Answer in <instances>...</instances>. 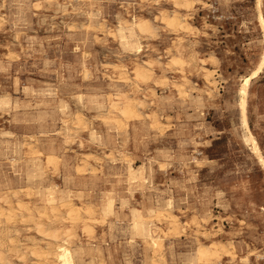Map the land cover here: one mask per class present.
<instances>
[{
    "label": "rangeland",
    "instance_id": "374dc122",
    "mask_svg": "<svg viewBox=\"0 0 264 264\" xmlns=\"http://www.w3.org/2000/svg\"><path fill=\"white\" fill-rule=\"evenodd\" d=\"M0 210V264H264V0H0Z\"/></svg>",
    "mask_w": 264,
    "mask_h": 264
},
{
    "label": "bare ground",
    "instance_id": "6f19581e",
    "mask_svg": "<svg viewBox=\"0 0 264 264\" xmlns=\"http://www.w3.org/2000/svg\"><path fill=\"white\" fill-rule=\"evenodd\" d=\"M150 1V0H149ZM50 3V2H49ZM177 8V7H176ZM125 10V9H124ZM188 12V11H187ZM92 13V12H91ZM78 14V13H77ZM91 15V14H90ZM91 18H92V15H91ZM190 18V17H189ZM191 19H193V18H191ZM91 20V19H90ZM92 21V20H91ZM95 21H96V19H95ZM94 22V21H93ZM90 23V22H89ZM92 26V25H91ZM124 28V27H123ZM127 28V27H126ZM134 28H137L138 29V31L140 32V33H142V34H146L147 33V31H148V29H149V21L148 20H146V19H143V20H139L138 22H135L134 23ZM122 29V28H121ZM192 29V28H191ZM131 31H133V28H131ZM183 31V30H182ZM118 35H119V33H118ZM188 36V35H187ZM130 38H133L132 36H130ZM125 40H126V38H124ZM134 41V40H133ZM127 44L128 45H130L129 44V42L127 41ZM142 46V45H141ZM127 50V49H126ZM171 50H173V49H171ZM178 61V60H177ZM186 64V63H185ZM150 70V69H149ZM210 72V71H209ZM136 76H137V78L138 79H145L146 78V76L145 75H143L142 73H140V72H138L137 74H136ZM165 76V75H164ZM163 76V77H164ZM123 78V77H122ZM211 81V80H210ZM119 83V82H118ZM159 84V83H158ZM158 87H159V85H158ZM115 94H117V93H115ZM119 95V94H118ZM123 95V94H122ZM122 95L121 96H119V97H122ZM124 96V95H123ZM119 97H116L115 98V101L116 102H121L122 100L119 98ZM83 101V100H82ZM138 101V100H137ZM112 102H113V100H112ZM112 109H113V112H116V113H118L119 114V117H120V119H122V120H125L126 122H128V121H130V120H132V119H137V114H136V112H134V103H132L131 101H129V100H125V101H123L122 102V107L120 108V107H118L117 106V104H114L113 105V107H112ZM147 110V109H146ZM159 117V116H158ZM116 119V118H115ZM80 120V119H79ZM110 120V119H109ZM121 120V121H122ZM133 121V120H132ZM118 122V121H117ZM129 123V122H128ZM78 124H79V122H78ZM161 127V126H160ZM33 142V141H32ZM31 142V143H32ZM37 145V144H36ZM50 156V155H49ZM48 156V157H49ZM54 156V155H53ZM54 158V157H53ZM56 158V157H55ZM57 159V158H56ZM49 160L50 161H52L53 159H51V158H49ZM89 165V164H88ZM54 167V166H53ZM58 167V166H57ZM56 168V167H55ZM58 170V169H57ZM135 171V170H134ZM137 176V175H136ZM136 178V177H135ZM42 198V197H41ZM47 198H48V196H47ZM77 198H78V196H77ZM79 199V198H78ZM41 200H43V199H41ZM46 200V199H45ZM38 201H39V198H38ZM82 201V200H81ZM42 202V201H41ZM48 202H49V204L50 203H52L53 204V202H54V198L53 197H51V198H49V200H48ZM47 202V203H48ZM68 202H69V200H68ZM70 203V202H69ZM72 203V202H71ZM70 203V204H71ZM103 203V202H102ZM105 203V202H104ZM168 203H169V201H168ZM48 204V205H49ZM172 204V203H171ZM42 205H45L44 203H42ZM51 205V204H50ZM54 205V204H53ZM106 205V204H105ZM34 206V205H33ZM70 206V205H69ZM66 207V204L64 203L63 205H62V208H65ZM76 207V206H75ZM74 207V208H75ZM114 207V206H113ZM153 207V206H152ZM5 208L7 209V211H8V215H10L11 214V212H13L12 211V206H11V204H10V202L9 201H5ZM61 208V209H62ZM90 208V207H89ZM157 208V207H156ZM165 208V207H164ZM41 209V208H40ZM72 209V208H71ZM76 209V208H75ZM102 209V208H101ZM153 209H154V207H153ZM25 210H27V209H25V207L22 205V204H20V202L17 204V211H19V212H23V211H25ZM65 210V209H64ZM157 210V209H156ZM175 210V209H174ZM28 211V210H27ZM36 212H37V210H35ZM40 211V210H39ZM102 211V210H101ZM165 211V210H164ZM69 212L71 213V215L73 216V214H74V212L75 211H72V210H70L69 209ZM105 212H107V213H109V212H111V206L109 205L107 208H106V210H105ZM144 212V211H143ZM142 212V213H143ZM152 212V211H151ZM14 213V212H13ZM90 213H91V211H89L88 212V214L90 215ZM146 213V212H145ZM148 213H150V211L148 212ZM153 213H155V212H153ZM16 214V213H15ZM76 214V213H75ZM5 215V213L3 212V211H1L0 210V218L1 217H3ZM34 215V214H33ZM141 215V214H140ZM11 216V215H10ZM32 216V215H31ZM138 216H139V214H138ZM19 217H21V216H19ZM204 216H202L201 218H203ZM9 219H10V217H8ZM15 218V217H14ZM139 218V217H138ZM205 218V217H204ZM13 219V218H12ZM140 219H142V218H140ZM146 219L148 220V216L146 217ZM161 219V218H160ZM163 221H165V222H167V223H175L176 222V217L175 216H173V215H169V216H165V217H163ZM15 220V219H14ZM143 220V219H142ZM206 220V219H205ZM36 221V220H35ZM86 221V220H85ZM88 221H90V220H88ZM225 221V220H224ZM208 222V221H207ZM226 222V221H225ZM32 223V222H31ZM100 223V222H99ZM1 224V223H0ZM102 224V223H101ZM148 224V223H147ZM150 224V223H149ZM204 224V223H203ZM83 225H84V227L87 229L88 227V224L86 223V222H83ZM207 225V224H206ZM10 226V225H9ZM172 226V225H171ZM35 227L37 228V233H39V232H41V228H40V226H39V223H36L35 224ZM179 227V226H178ZM171 228V227H170ZM169 228V229H170ZM189 228V227H188ZM133 229L137 232V233H139L144 239H146V240H149V242H151V245L153 246V247H156L157 246V240L155 239V238H153V235L151 234V231H150V228L149 227H147V225H146V223H144L143 221H139V220H137V221H135L134 222V224H133ZM156 230V229H155ZM154 230V231H155ZM173 230V229H172ZM206 230V229H205ZM157 231H159V230H157ZM171 231V230H170ZM178 231V230H177ZM183 231V230H182ZM14 233V232H13ZM87 233V232H86ZM90 233V232H89ZM154 233V232H153ZM8 234V233H7ZM9 234H11V232L9 233ZM9 234H8V237H9ZM155 234V233H154ZM58 235H59V233H55V235L54 236H50V235H48V236H50V237H47V238H45V240H49V241H54L57 237H58ZM64 235V234H63ZM68 235H70V233L68 234ZM4 236V235H3ZM6 236V235H5ZM88 236V235H87ZM159 236V235H158ZM2 239H4V238H2ZM5 239H6V237H5ZM14 240V239H13ZM1 241V240H0ZM4 241V240H3ZM218 242V241H217ZM3 243H5V242H3ZM45 243H47V242H45ZM231 243V242H230ZM2 244V243H1ZM234 244V243H233ZM4 245V244H3ZM48 245H49V243H48ZM55 245V244H54ZM53 245V246H54ZM12 246V245H11ZM224 246V245H223ZM6 247V246H5ZM52 247V246H51ZM231 249H233V248H231ZM55 250L57 251V257H56V261H57V263L58 264H75L74 263V257H73V254H72V252L68 249V248H65V247H63V246H60V245H58V244H56V248H55ZM224 250H225V248H224ZM233 250H235V248L233 249ZM219 251V248H217L216 246H209L208 248H206V249H202V250H200V254H199V256L201 257V258H204V259H207V260H209L208 258H210V257H214V256H217V252ZM38 252V251H37ZM59 253V254H58ZM236 253V252H235ZM34 255H38L37 253H33ZM223 254V253H222ZM221 254V255H222ZM239 254V253H238ZM22 255V254H21ZM256 255V254H255ZM17 257H20V256H18L17 255ZM39 257V256H38ZM37 257V258H38ZM101 257V256H100ZM25 258V257H24ZM214 259V258H213ZM22 260V259H21ZM44 261H43V264H55L54 262H52L51 260H50V258L48 257V256H46V254H45V257H44V259H43ZM211 260V259H210ZM24 261V260H23ZM201 261V260H200ZM0 262L2 263V257L0 256ZM20 262V261H19ZM5 264H8V263H5ZM12 264V263H11ZM205 264H207V263H205Z\"/></svg>",
    "mask_w": 264,
    "mask_h": 264
}]
</instances>
